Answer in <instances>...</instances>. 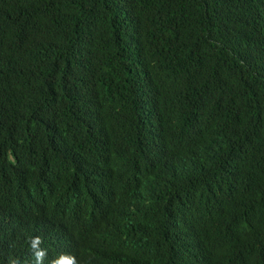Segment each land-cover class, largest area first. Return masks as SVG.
<instances>
[{"label":"trees","instance_id":"obj_1","mask_svg":"<svg viewBox=\"0 0 264 264\" xmlns=\"http://www.w3.org/2000/svg\"><path fill=\"white\" fill-rule=\"evenodd\" d=\"M91 201L81 264H264V0H0V264Z\"/></svg>","mask_w":264,"mask_h":264},{"label":"clouds","instance_id":"obj_2","mask_svg":"<svg viewBox=\"0 0 264 264\" xmlns=\"http://www.w3.org/2000/svg\"><path fill=\"white\" fill-rule=\"evenodd\" d=\"M124 173L120 176V187L117 190L122 189L128 184L122 182ZM98 185L99 190L93 201L110 198L117 191L112 190L106 184L105 179L99 178ZM93 201L88 204L86 209V214L90 218V228L83 239H78L73 243L68 242L65 233L55 223L47 217L40 216V219L28 234L26 251L19 257L9 259L3 264H81L78 256L79 250L87 240L114 239L112 232L108 228V223L92 222ZM129 202L133 209L134 203L141 202V196L132 194L130 195Z\"/></svg>","mask_w":264,"mask_h":264}]
</instances>
